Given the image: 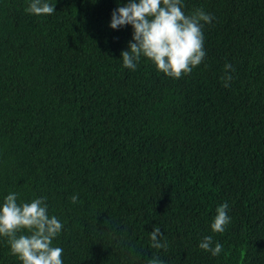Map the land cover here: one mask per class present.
Segmentation results:
<instances>
[{"label": "trees", "instance_id": "16d2710c", "mask_svg": "<svg viewBox=\"0 0 264 264\" xmlns=\"http://www.w3.org/2000/svg\"><path fill=\"white\" fill-rule=\"evenodd\" d=\"M28 3L0 0V202L46 196L64 264H264V0H185L214 19L180 78L144 57L124 67L118 0H57L43 16ZM225 201L231 222L213 232ZM0 264H22L7 237Z\"/></svg>", "mask_w": 264, "mask_h": 264}, {"label": "clouds", "instance_id": "9594fccd", "mask_svg": "<svg viewBox=\"0 0 264 264\" xmlns=\"http://www.w3.org/2000/svg\"><path fill=\"white\" fill-rule=\"evenodd\" d=\"M53 0H29L26 12L36 15H51L56 12ZM118 7L113 10L110 20L112 29L126 25L132 27V39L128 49L121 52L124 67L135 70L142 57L155 64L158 71L165 75L180 78L191 73L200 65L207 50L204 47V25L212 23L210 12L196 9L192 13L184 10L185 0H118ZM222 77L225 86L232 80L231 63L225 64ZM19 193L10 191L0 202V238L7 237L10 252L22 264H64L62 247L53 241L64 229V223L54 214L49 213L46 196L30 201L19 200ZM72 202L76 203L78 194ZM227 201L216 208V215L211 222V230L223 233L232 217ZM159 226H153L150 232L151 246L156 249L166 248L167 241ZM198 247L212 256H219L223 244L215 241L212 235L203 236ZM147 264H165L159 257L147 261Z\"/></svg>", "mask_w": 264, "mask_h": 264}]
</instances>
